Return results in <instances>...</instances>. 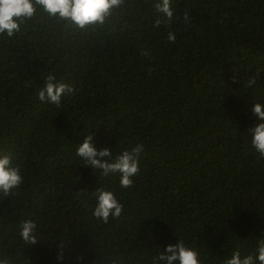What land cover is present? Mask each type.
I'll return each instance as SVG.
<instances>
[{
	"label": "trees",
	"instance_id": "trees-1",
	"mask_svg": "<svg viewBox=\"0 0 264 264\" xmlns=\"http://www.w3.org/2000/svg\"><path fill=\"white\" fill-rule=\"evenodd\" d=\"M157 2L124 0L85 29L37 6L0 36V156L24 175L0 192V264H163L179 238L223 264L264 238V158L248 133L264 105V0H171V29L153 26ZM49 74L75 88L59 109L35 96ZM91 132L114 155L144 144L133 187L75 155ZM104 186L124 205L107 223L93 214ZM27 220L35 244L19 235Z\"/></svg>",
	"mask_w": 264,
	"mask_h": 264
},
{
	"label": "clouds",
	"instance_id": "clouds-1",
	"mask_svg": "<svg viewBox=\"0 0 264 264\" xmlns=\"http://www.w3.org/2000/svg\"><path fill=\"white\" fill-rule=\"evenodd\" d=\"M124 0H0V36L14 37L20 31V26L26 20L31 19L37 10V6L51 17L68 20L80 29L90 26H103L112 15L114 9H118ZM157 15L153 26L160 28L162 25L171 29L174 22V10L171 0H159L153 5ZM190 10L185 9L183 21L190 24ZM180 16H175L179 21ZM167 41L175 43L176 35L169 30ZM141 55L150 57V51H142ZM258 75L248 79L245 87L251 88L257 83ZM233 80L236 81L235 77ZM75 91L73 85L57 81L55 74H49L35 96L44 105L62 107L64 98L71 96ZM253 118L257 121L254 127L248 129L251 137V146L258 153L259 158H264V105L255 103L251 106ZM94 133L84 137L83 143L76 146L75 155L84 166L91 168L100 176L110 178L118 177L119 186L122 189H130L134 185V177L140 174L141 157L145 146L137 143L130 150H124L116 155L110 148L99 149L94 144ZM11 154L0 156V192L4 196L13 195L14 189L24 183V175L20 165H13ZM96 205L94 216L107 223L109 218H119L124 212V205L119 201L114 191L107 187H100L95 193ZM37 224L32 220L21 221L19 235L25 242L35 244L34 235ZM62 259V256L58 257ZM163 264H204L201 254L195 248L186 245L179 238L176 245H169L161 251L157 257ZM223 264H264V238L257 241L253 252L242 255L237 247Z\"/></svg>",
	"mask_w": 264,
	"mask_h": 264
}]
</instances>
